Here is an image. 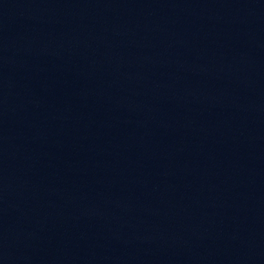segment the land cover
Listing matches in <instances>:
<instances>
[{
    "label": "water",
    "instance_id": "95a60500",
    "mask_svg": "<svg viewBox=\"0 0 264 264\" xmlns=\"http://www.w3.org/2000/svg\"><path fill=\"white\" fill-rule=\"evenodd\" d=\"M0 264H264V0H0Z\"/></svg>",
    "mask_w": 264,
    "mask_h": 264
}]
</instances>
